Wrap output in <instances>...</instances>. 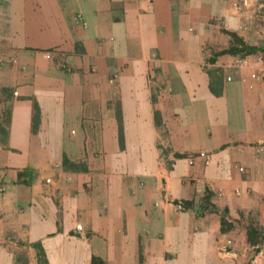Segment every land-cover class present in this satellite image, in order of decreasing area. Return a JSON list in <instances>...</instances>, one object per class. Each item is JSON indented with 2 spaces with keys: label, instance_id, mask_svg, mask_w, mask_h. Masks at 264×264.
I'll use <instances>...</instances> for the list:
<instances>
[{
  "label": "crops",
  "instance_id": "crops-1",
  "mask_svg": "<svg viewBox=\"0 0 264 264\" xmlns=\"http://www.w3.org/2000/svg\"><path fill=\"white\" fill-rule=\"evenodd\" d=\"M233 1L0 0V264H264V0Z\"/></svg>",
  "mask_w": 264,
  "mask_h": 264
},
{
  "label": "trees",
  "instance_id": "trees-1",
  "mask_svg": "<svg viewBox=\"0 0 264 264\" xmlns=\"http://www.w3.org/2000/svg\"><path fill=\"white\" fill-rule=\"evenodd\" d=\"M230 35L232 36L233 40L240 44V47H229L228 49L224 50L223 52H229V53H236L239 51H243L244 53H253L256 48L252 47V46H245L241 39L235 34V33H230ZM208 198V196L205 197V199ZM223 225L225 223L224 218L222 219ZM247 236H248V240L251 243H255L257 241V231L253 228V227H249V229L247 230ZM93 264H96V258H93L92 261Z\"/></svg>",
  "mask_w": 264,
  "mask_h": 264
},
{
  "label": "built area",
  "instance_id": "built-area-1",
  "mask_svg": "<svg viewBox=\"0 0 264 264\" xmlns=\"http://www.w3.org/2000/svg\"><path fill=\"white\" fill-rule=\"evenodd\" d=\"M246 4H247V0H234L232 2V7H233V9L238 11V10H240L242 5H246ZM77 19L80 21V16L79 15H78ZM255 57H256V60H258V61L263 60V55L262 54H258ZM9 61H10L9 59H7L6 57H3V56L0 55V66L5 65ZM12 62H16V60L12 59ZM240 62L246 64L248 61H247L246 58H243V60H241ZM239 170L243 171V167H239Z\"/></svg>",
  "mask_w": 264,
  "mask_h": 264
}]
</instances>
